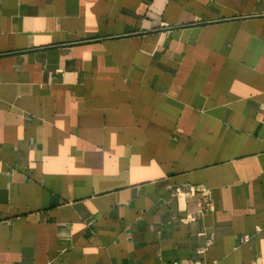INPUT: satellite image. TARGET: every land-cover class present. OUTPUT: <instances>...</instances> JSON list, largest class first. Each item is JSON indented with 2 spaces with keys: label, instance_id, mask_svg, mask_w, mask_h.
<instances>
[{
  "label": "crops",
  "instance_id": "obj_1",
  "mask_svg": "<svg viewBox=\"0 0 264 264\" xmlns=\"http://www.w3.org/2000/svg\"><path fill=\"white\" fill-rule=\"evenodd\" d=\"M203 247L264 264V0H0V264Z\"/></svg>",
  "mask_w": 264,
  "mask_h": 264
},
{
  "label": "built area",
  "instance_id": "obj_2",
  "mask_svg": "<svg viewBox=\"0 0 264 264\" xmlns=\"http://www.w3.org/2000/svg\"><path fill=\"white\" fill-rule=\"evenodd\" d=\"M212 243L211 240H208L207 245H210ZM206 247L199 248L198 249V257L194 258L190 264H208L205 259L202 257V255L205 253ZM173 264H183L180 261H175Z\"/></svg>",
  "mask_w": 264,
  "mask_h": 264
}]
</instances>
